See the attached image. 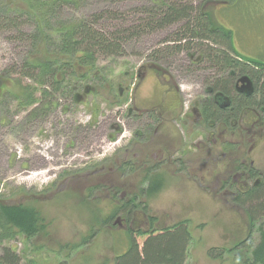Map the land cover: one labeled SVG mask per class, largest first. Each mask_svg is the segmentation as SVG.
Segmentation results:
<instances>
[{
	"label": "rangeland",
	"instance_id": "374dc122",
	"mask_svg": "<svg viewBox=\"0 0 264 264\" xmlns=\"http://www.w3.org/2000/svg\"><path fill=\"white\" fill-rule=\"evenodd\" d=\"M151 1L82 0L76 7L65 8L61 19L74 20L101 8L133 15L138 6H149ZM206 9L217 26L230 31L236 54L264 64V0L210 2ZM174 30L170 27L134 38L120 55L97 60V68L104 69L108 80L126 87L127 92L120 98L111 99L118 102L127 94L129 101L123 106L109 108L104 81L97 84V94H88L75 105H58L41 118H26V111L19 110L13 101L0 106V202L37 206L48 224L39 241H27L19 235L3 243L15 248L22 264H115L126 256L132 236L116 223V214L109 221L111 229L104 226L110 200L103 186L110 181L118 189L117 196L121 192L133 193L141 183L144 163L158 161H162L158 170L164 173L161 189L159 186L153 196H141L140 200L160 223L188 221L190 240L184 264H244L251 259V250L259 242V230L264 229V216L250 224L244 209L234 204L229 195L214 196L220 198L219 204V199L212 200L198 182L208 172L214 175L217 169L222 171L215 160L207 163V154L195 146L199 140L204 148L209 145L205 133L193 130L189 116L190 106L203 94L201 73L189 74L195 66H189L184 53L170 57L160 67L171 75L167 91H176L168 95L165 81L147 67V54L160 48ZM5 34L8 33L0 31V71L20 59L17 43ZM23 81L33 86L31 81ZM159 102L165 112L172 110L175 118L158 128L154 138L155 115L145 112ZM129 106L134 111L127 114ZM136 131H141L142 138L135 136ZM162 134L169 135L168 141L174 145L169 152L159 149ZM210 151L214 158L220 155L218 147ZM247 156V163L251 161L264 171V138ZM171 159L173 163L168 161ZM130 183L132 186L127 188ZM89 185L92 193L85 202L81 197L87 194ZM92 198L97 204L91 202ZM138 223L139 220L134 222V228ZM145 239L136 240L152 252L157 240ZM177 241L175 236L168 246ZM130 261L134 264L132 258Z\"/></svg>",
	"mask_w": 264,
	"mask_h": 264
},
{
	"label": "trees",
	"instance_id": "16d2710c",
	"mask_svg": "<svg viewBox=\"0 0 264 264\" xmlns=\"http://www.w3.org/2000/svg\"><path fill=\"white\" fill-rule=\"evenodd\" d=\"M81 1L0 0V31L8 33L6 38L17 43L20 56L18 63L14 62L0 71V106L13 101L19 110L26 111V118H41L58 105L67 102L75 105L84 101L86 95L97 94L100 81L105 82L106 101L113 95L114 88L109 89L111 82L104 75V69L97 68V60L120 55L123 47L134 38L175 27L161 47L149 52L146 58L165 63L178 53H186L193 55L196 63L210 65L215 72L220 70L222 73L233 69V63L240 64L243 72L252 74L244 80H250L251 85L254 81L258 100L253 105L259 116L256 126L264 127L261 114L264 106V64L243 59L257 67V70H248L244 66L246 64L238 60L240 55L233 50L230 31L217 26L206 9L210 2L228 4L236 0H152L149 6H138L133 15L101 8L74 20L61 19L65 8L76 7ZM23 80L31 81L33 86L24 84ZM226 81H222L223 87L229 84ZM118 95L119 90L115 97ZM61 100L65 102L58 103ZM221 121L225 123L226 119ZM154 191L150 188L147 193L150 195ZM243 198L240 199L241 205H247L245 212L253 225L256 218L264 216V178ZM45 225V220L31 204L0 202V264H22L15 248L3 243L19 235L26 240L32 238L41 233ZM157 231L159 233L154 235ZM130 235L132 246L127 255H131L134 264H184L190 240L186 219L166 228L152 226L147 231ZM175 236L178 238L176 244L168 246ZM138 237L157 240L153 251L147 250L145 243L139 245ZM251 254V259L244 264H264L262 228L259 230V242ZM126 256L115 264L130 261L125 259Z\"/></svg>",
	"mask_w": 264,
	"mask_h": 264
},
{
	"label": "flooded vegetation",
	"instance_id": "af4514ba",
	"mask_svg": "<svg viewBox=\"0 0 264 264\" xmlns=\"http://www.w3.org/2000/svg\"><path fill=\"white\" fill-rule=\"evenodd\" d=\"M193 53L196 54L195 51ZM184 54L189 60V66L191 64L195 66L192 71H189V74L198 72L197 75H199V73H201V80L203 82V94L198 101H195L192 106H190L191 108L189 116L192 119L193 130L201 131L203 132V134L205 133L204 137L206 136V139L209 140V145L207 146V148H204L205 146L203 142L199 140L195 146L201 150L203 149L202 153L205 152L207 154V163L209 160H215L217 166L222 167L221 172L217 169L216 174L214 173V175H210L208 172L207 174L202 175L199 181L196 178H194V180L198 181L204 186L205 193L211 194L212 200H214L216 197H220V195H229L228 198H230V200H233L234 204L239 205V207H241L245 211L247 205L242 206L240 199H244L243 196L247 194L249 189L260 184V181L264 178L263 170L260 171L258 168L254 167L251 161L250 163H247L248 151L255 147L258 142L264 138V127L261 126L258 128L256 126V119L259 116L255 105H253L256 104L258 100V97L254 92V81L251 79V82L253 81L251 85L250 80H244V78L246 77H252V74L243 72L240 69V64L238 65L235 63H233L234 68L229 70L228 73H222L220 72V70L215 72L210 68V65H202L193 61V55L186 53ZM238 60L244 62L246 64L244 66L248 70H257V67L254 64L248 63V61H244L241 58H239ZM146 61L149 70L155 73L157 78L160 77V80L163 79L165 81V83L163 82L164 87H166L164 91H167V89H169L167 88V86H170L167 82L171 80V75L164 69L160 68L163 63H156L154 61H150V59L148 58ZM123 76L125 77L126 75L124 74ZM120 79H122V77ZM226 79H229V81H226ZM108 81L111 82V86L109 87V89L114 88V93L116 92L115 94L113 93L112 96L110 95V97H108L107 99L109 108H114L116 104H121L123 106L124 102L129 101V96L127 94L124 98H122L121 101L118 102H114L111 99L120 98L121 94L127 92L126 87H122L121 84L114 83L113 81ZM222 81L229 82V84L224 85L223 87ZM118 90L119 95L115 97ZM167 92L168 95H170V93H176L174 89H171ZM164 95L165 94L162 95V98L164 97ZM160 102L155 105L156 107H153L148 112H145L149 115H155L154 119L156 122V126H154L152 131V135L154 136V138L157 136L158 128L160 129V127H162L165 123L169 122L171 119L174 120L175 118L173 114L170 113L172 112V110H170V112H165V109L161 106L162 103ZM67 103L69 104V102ZM178 104L179 101H176V106H178ZM126 111L127 114H130L134 111V109L129 106ZM165 114H167V116L164 117L163 115ZM261 114H263L264 116V106L262 107ZM222 119H226L225 123L221 121ZM146 124H148V121H146ZM119 132L120 129L117 130L115 134H118ZM139 132L141 131H136L134 134L135 136L137 135L142 138V134H140ZM162 137L163 139L160 138L159 142L163 143V145H161L159 149H165L166 152H169L172 148H174V145L172 146V144L169 142L171 141L169 135L162 134ZM165 138L166 140H164ZM110 139L114 140V136H111ZM217 147L219 149L220 155L214 158L212 151L210 150ZM168 161L173 163L172 159ZM175 161L181 162L178 159ZM125 163L128 162L125 161ZM161 163L162 161H158L151 165L144 163L143 166H145L146 168L144 169V173L141 174V183H139L138 189L135 188L134 190H132L133 193L125 194L121 192L117 196L118 189L117 187L112 186L113 184H111L110 181L109 184L103 186V188H106L108 192L107 200H110V203H108L110 204L109 212L103 221L104 226H108L110 228L111 225L109 221L113 218L112 214L114 213H116V223L123 227L128 234L137 233L139 231H147L152 226L157 229L166 228L175 223L174 222L170 225L160 223L155 216L149 213L146 203L140 200L141 196L145 198L153 196L155 194L154 192L159 188V186L161 189L164 175L162 171L158 170V168L161 166ZM237 179L240 180L236 181ZM126 186L127 188H129L132 185L130 183ZM150 188L155 189V191L148 195L147 191ZM206 188H210V190H207ZM86 189H88L87 194H83L81 198H85L84 201L88 202L87 200L90 197L89 195L92 193L91 186L89 185ZM93 199L94 198L91 199V202L97 204ZM216 199H219L218 202L220 204V198ZM34 207H36V210L39 212L41 218L45 220L41 210L37 206ZM136 216L139 217L136 219ZM138 220L139 223L137 227L134 228V222ZM141 226H144V228H141ZM47 228L48 224L45 225V229L43 230L44 232L42 231L41 233L35 235L32 238H28L27 240H41L45 236V231H47Z\"/></svg>",
	"mask_w": 264,
	"mask_h": 264
}]
</instances>
